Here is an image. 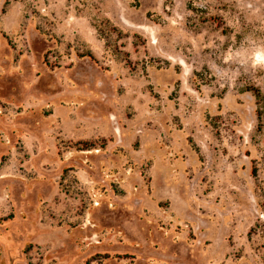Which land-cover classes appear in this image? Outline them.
<instances>
[{"label":"rangeland","instance_id":"1","mask_svg":"<svg viewBox=\"0 0 264 264\" xmlns=\"http://www.w3.org/2000/svg\"><path fill=\"white\" fill-rule=\"evenodd\" d=\"M252 87L264 0H0V264H264Z\"/></svg>","mask_w":264,"mask_h":264},{"label":"trees","instance_id":"2","mask_svg":"<svg viewBox=\"0 0 264 264\" xmlns=\"http://www.w3.org/2000/svg\"><path fill=\"white\" fill-rule=\"evenodd\" d=\"M80 56L81 57H85V56H87V57H89V58H91V59H93V60H95L96 58H95V56H94V54L92 53V52H87V53H80ZM251 90H253V92H254V94H255V96H256V98L259 100V102L261 103V104H263V106H264V94L262 93V90L260 89V88H258V87H252V88H250ZM261 112V111H260ZM85 145L86 146H88V143H85ZM256 172H257V169H256V167H254L253 168V174H256ZM251 233V232H250ZM249 233V234H250Z\"/></svg>","mask_w":264,"mask_h":264}]
</instances>
